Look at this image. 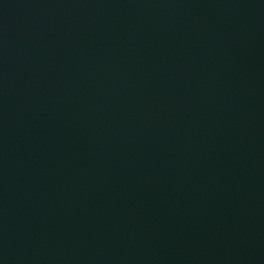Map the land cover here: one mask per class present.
Here are the masks:
<instances>
[{"label":"water","instance_id":"1","mask_svg":"<svg viewBox=\"0 0 264 264\" xmlns=\"http://www.w3.org/2000/svg\"><path fill=\"white\" fill-rule=\"evenodd\" d=\"M0 264H264V0H0Z\"/></svg>","mask_w":264,"mask_h":264}]
</instances>
